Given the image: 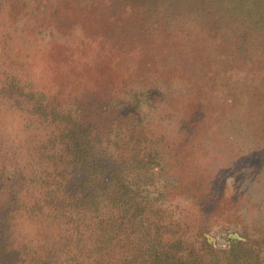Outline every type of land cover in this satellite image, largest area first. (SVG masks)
<instances>
[{
    "label": "rangeland",
    "instance_id": "374dc122",
    "mask_svg": "<svg viewBox=\"0 0 264 264\" xmlns=\"http://www.w3.org/2000/svg\"><path fill=\"white\" fill-rule=\"evenodd\" d=\"M28 92L71 112L193 264H264V0H0V187L68 141L30 125ZM43 218L16 220L40 253L64 235Z\"/></svg>",
    "mask_w": 264,
    "mask_h": 264
},
{
    "label": "trees",
    "instance_id": "16d2710c",
    "mask_svg": "<svg viewBox=\"0 0 264 264\" xmlns=\"http://www.w3.org/2000/svg\"><path fill=\"white\" fill-rule=\"evenodd\" d=\"M27 98L31 114H39V121L30 125H60L61 138L64 134L68 141L61 149L63 138L41 141L36 157L7 178H21L20 187H0V264H193L182 239L165 242L160 226H149L138 200L139 188H130L119 166L91 147L71 112L58 117L38 100L32 101L34 92L22 102ZM12 144L0 139V179L11 167L1 152L8 154ZM28 214L36 219L45 215L41 225L47 222L46 232L49 219L64 232L52 247L46 243L43 253L19 243L22 234L16 220Z\"/></svg>",
    "mask_w": 264,
    "mask_h": 264
}]
</instances>
